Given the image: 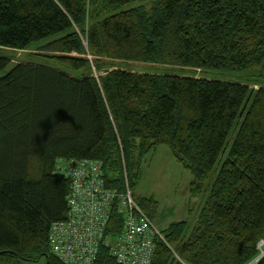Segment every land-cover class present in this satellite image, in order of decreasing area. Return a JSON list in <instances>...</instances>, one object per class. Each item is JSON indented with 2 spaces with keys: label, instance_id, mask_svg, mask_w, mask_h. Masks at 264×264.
Masks as SVG:
<instances>
[{
  "label": "trees",
  "instance_id": "trees-1",
  "mask_svg": "<svg viewBox=\"0 0 264 264\" xmlns=\"http://www.w3.org/2000/svg\"><path fill=\"white\" fill-rule=\"evenodd\" d=\"M134 1L0 0V50L55 53L0 75V261L65 264L49 243L68 217L61 159L98 160L105 186L130 188L154 222L137 186L167 145L198 203L158 228L151 264H264V0ZM10 63L0 52V73ZM122 228L114 211L107 232ZM94 264L118 263L102 245Z\"/></svg>",
  "mask_w": 264,
  "mask_h": 264
},
{
  "label": "built area",
  "instance_id": "built-area-1",
  "mask_svg": "<svg viewBox=\"0 0 264 264\" xmlns=\"http://www.w3.org/2000/svg\"><path fill=\"white\" fill-rule=\"evenodd\" d=\"M57 169L71 179L67 220L54 222L49 232L51 251L60 261L94 264L104 245L118 264L153 262L161 234L130 188L124 193L108 189L95 159H61ZM114 211L123 214V228L108 233Z\"/></svg>",
  "mask_w": 264,
  "mask_h": 264
},
{
  "label": "rangeland",
  "instance_id": "rangeland-1",
  "mask_svg": "<svg viewBox=\"0 0 264 264\" xmlns=\"http://www.w3.org/2000/svg\"><path fill=\"white\" fill-rule=\"evenodd\" d=\"M153 0H138L130 3L128 7L145 5L150 7ZM45 43L35 44L25 50L1 49L0 52L7 55L11 59L10 65L0 73L2 75L8 71L13 65L19 62H36L48 65H55L51 55L55 54L44 48ZM129 68L128 64L123 65ZM136 71L153 72L151 65L136 64ZM102 71L93 67L92 75L100 76ZM207 73V74H206ZM205 76L213 79H236L239 81L240 73L224 72L213 70L206 72ZM202 73H198L196 77H202ZM249 86L258 88V85L249 84ZM142 176L137 186V194L145 197H153L157 201V211L153 215V223L159 230L165 229L171 222L177 220H190L193 217L196 201L191 194V180L193 178L188 168L179 163L174 156L171 148L167 145H160L154 152L146 156L142 166ZM0 264H44V260L39 262H28L13 258L10 262L0 261ZM251 264V263H250Z\"/></svg>",
  "mask_w": 264,
  "mask_h": 264
},
{
  "label": "water",
  "instance_id": "water-1",
  "mask_svg": "<svg viewBox=\"0 0 264 264\" xmlns=\"http://www.w3.org/2000/svg\"><path fill=\"white\" fill-rule=\"evenodd\" d=\"M197 78H199V77H197Z\"/></svg>",
  "mask_w": 264,
  "mask_h": 264
},
{
  "label": "bare ground",
  "instance_id": "bare-ground-1",
  "mask_svg": "<svg viewBox=\"0 0 264 264\" xmlns=\"http://www.w3.org/2000/svg\"><path fill=\"white\" fill-rule=\"evenodd\" d=\"M69 210V209H68Z\"/></svg>",
  "mask_w": 264,
  "mask_h": 264
}]
</instances>
